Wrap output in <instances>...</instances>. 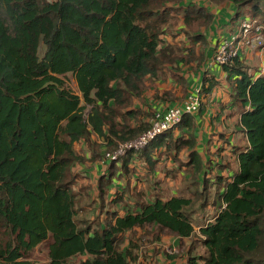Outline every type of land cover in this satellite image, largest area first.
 Wrapping results in <instances>:
<instances>
[{
    "label": "trees",
    "instance_id": "1",
    "mask_svg": "<svg viewBox=\"0 0 264 264\" xmlns=\"http://www.w3.org/2000/svg\"><path fill=\"white\" fill-rule=\"evenodd\" d=\"M197 1L0 0V264H136L137 230L142 236L153 235L154 241L164 235L180 242L190 239L188 264H264V71L253 58L242 57V52L255 50L264 60V43L245 46L226 65L216 64L234 109L240 111L245 144H234L223 132L218 157L224 161L213 164L199 157L192 115L202 114L205 108L200 107L146 148L129 151L108 165L95 188L98 210L104 213L106 199L117 210L106 211L104 219L96 216V227L78 219L82 207L75 171L81 158L76 144L96 135L113 146L112 137L128 141L149 129L145 118L154 112L134 106L148 107L150 82L163 75L166 66L176 65L181 71L195 56L191 47L189 56L180 58L182 50L166 43L172 10L182 14L185 44L208 43L206 35L216 15ZM229 1L236 9L234 16L227 15H232L230 22L250 8L249 19L263 27V38L264 0ZM205 56L206 50L203 62H195L194 70L202 76L187 94L188 98L200 86L202 102L222 86L218 76L202 68ZM179 70L170 73L178 76L184 94L191 71L180 75ZM68 75L74 77L78 93L69 88ZM174 89L154 97L174 103L179 99ZM177 132L183 136L177 137ZM229 148L237 168L221 156ZM159 150L166 161L179 162L175 170L189 176L192 170L194 179L199 177L192 184L201 185L193 192L201 201L199 207L193 198L161 195L126 205L125 188L116 197L108 196L114 182L142 168L137 160L155 174L154 155ZM98 160L95 153L94 161ZM210 187L214 197L208 194ZM204 209L213 211L209 219L200 218ZM48 241V260L34 263L30 254Z\"/></svg>",
    "mask_w": 264,
    "mask_h": 264
},
{
    "label": "rangeland",
    "instance_id": "2",
    "mask_svg": "<svg viewBox=\"0 0 264 264\" xmlns=\"http://www.w3.org/2000/svg\"><path fill=\"white\" fill-rule=\"evenodd\" d=\"M49 1H52V0H49ZM192 1L193 0H187L186 4H189ZM225 1L228 3L216 5L212 1H211L212 3H210L209 1L207 2V0H198L197 3L202 6L203 5L208 6L211 9V12L215 13L216 15L215 18L216 20H218L219 17H221L222 19L228 17L227 15L229 14V12H232L233 16H234V12H236V9L233 6V3H230L229 0H225ZM222 11L223 12L226 11L227 12L226 15L222 16L223 14H225ZM237 11L239 10L237 9ZM241 14L242 15L238 19H234L232 22H229L227 24L228 26L227 30H230L236 25H238L242 21V19L253 18L252 17L253 14L250 8H243L241 11ZM172 15L174 17L169 19V22L167 26L165 27L167 28L166 35L164 36L166 43L170 44L171 48L174 50H176V48H180L182 50V52L179 53L180 58H185L184 56L188 57L190 54L189 51L191 47L195 49V56L193 58V61L191 62L192 65L190 66L189 64H187V65L182 66L181 71L179 70V67L176 68V65L166 66L165 69L163 70L164 74L163 75L160 74L158 79H155L153 82H150V87L155 88V87L165 86L166 88H170V87L175 86L178 90L184 91V87L181 85L182 83L177 82L178 76L170 73V70H173L174 72L179 70L180 75L186 71L187 72L191 71V73H189V77L196 78L197 76H199L201 72L200 70L199 71L194 70L195 62H199V64L203 62V51L209 49L210 45L208 46L207 44L206 45H203V44L194 45L192 42H189V41L185 44L184 39H183L184 33L182 31V27H183L182 14L180 11L172 10ZM257 18L260 21H262L260 17H257ZM217 24H221V21L217 22ZM180 42H183V43H180ZM209 51H212V49H209ZM257 60L261 62V65H259L258 68L264 67V60L261 61L260 55L257 56ZM208 62L211 63V60ZM205 63H206V59H205L204 64ZM212 66H216V65H212ZM202 68L204 69V65L202 66ZM66 81H67L69 88L73 92L78 93V88H77V84H76L74 77L72 75H68V77L66 78ZM196 83H199V81H196ZM172 84L174 86H172ZM223 86H227V85L222 84V87L219 86L218 93H220V91L224 92L222 91L224 88ZM146 95L149 96V98L146 97V99H148L147 101L148 107L151 110H153V112L157 111V109H153L149 105V103L151 102L150 99L153 98V95H149V94H146ZM221 98L222 97L221 96L219 97L218 95L216 97V100L219 101ZM227 98L228 97L225 96L224 101H226ZM175 101L179 102V100H175ZM211 105L212 104L210 103L208 104L209 111L210 110L214 111V109H219L218 107H220V103L218 102L213 103L214 105L213 107ZM136 106L138 105L136 104ZM136 106H134V108H137ZM143 108L146 109L145 106H142L140 110L144 112L145 110ZM90 113H91V108L89 107L85 112V117L86 118L89 117ZM239 130H240L239 128H236L232 134H229V139L233 141L234 144L237 143L236 137L239 134V132H237ZM181 135L183 136V134ZM112 139L114 140V144L113 146H110L108 142L98 138L96 135H93L91 136L90 142H82L78 144L77 146V152H78V156L81 158V162H79L78 167L75 172L79 176V179H78L79 182L77 186V192L80 193L79 208L82 207V210L80 211L78 219H81V220L87 219L90 222H94L92 227L97 226L95 225L96 221L98 220V218L96 220V216L99 217L100 219H104V217H106L105 215L106 211L117 210L116 207H112L108 205L110 200L106 199L105 203L107 204V207H105L104 213L100 214V211L98 210L99 204H98V199H97V192L95 191L99 177L107 174L108 165H110V164H107L104 166L102 164V162L107 161L106 155L108 153L115 152L119 144L125 142V141L117 140L113 137ZM217 139L218 138H215V140ZM204 140L207 146V137H205ZM216 146H217V143L216 142L213 143V147L215 148ZM228 151H232V148H229ZM95 153H97L100 156V160L94 161ZM158 154L159 155L157 156V159H156V161H158V165L156 166V172L154 175H148V170H146L143 167V163L140 162V160H137V163H139L142 166V168L139 167L140 170L136 173V175L130 176L129 174L125 173L122 177V180L114 182L115 185L108 193V196L116 197L117 192L118 191L121 192L125 188L126 193H127V197L125 199L127 200V202L125 203L126 205H130L134 203L135 201H139V202L150 201L155 197V195H161L164 198H169V197H172L173 195L175 196L178 195V196H183L187 198H193L199 207L201 204V201H196V199L193 197V192L198 187H201V185L192 186L194 181L196 180L200 181L199 177L194 179V174L192 170L187 172V174H190L192 176L184 175L183 174L184 172L182 171L183 172L182 173L181 170H177V169L171 170L169 164H170V161L172 160L166 161L164 155H160V152H158ZM186 155L187 153H183L181 156H186ZM226 158H227V162H230L233 168H237V162L234 157H230V154L227 153ZM173 164L177 166L179 165V162L173 163ZM165 172L166 173L168 172V173L166 174V177L163 178L162 176ZM180 172L183 174L182 178L180 177ZM158 174H160V176H158ZM81 176H84V177H81ZM208 194L210 195V197L215 196V191L213 187L209 188ZM212 214H213V211H208L205 213V209H204L200 213V218H203V216H205L206 219H209ZM134 233L135 234L133 235L135 236V240L140 244L139 259L136 262V264H183L186 258V252L188 249L187 244H189L190 239L181 240L180 242L178 238H175L171 235H164L161 237L160 241H154L153 235H152L153 237L149 236V234L142 236L141 235L142 232L140 230ZM129 237H130V234H126V239L124 241L126 244H127V240L129 239ZM49 242L50 241L40 245L30 254V259L34 263H43L48 260ZM80 259H84V257ZM77 261H79V259Z\"/></svg>",
    "mask_w": 264,
    "mask_h": 264
},
{
    "label": "crops",
    "instance_id": "3",
    "mask_svg": "<svg viewBox=\"0 0 264 264\" xmlns=\"http://www.w3.org/2000/svg\"><path fill=\"white\" fill-rule=\"evenodd\" d=\"M231 17L228 16V17L223 18V19L219 18L218 20H216V18H215L213 26L211 27V29L209 30V32L206 35L207 36V41H208L207 44L210 45L209 49L213 50L214 47L223 38L229 37L231 35V33L236 29V27H235L232 31H230L231 29L227 30V27H228L227 24L230 22ZM216 21L217 22L221 21V24H217ZM209 49L206 50V56H205L206 57V63L204 65V68L206 67L205 68L206 70L205 69L204 70L205 71H210L212 75L218 76V78L222 80V84H226V82L224 81V77H222L223 73H221L220 69H217V66H210V62H208V60L210 58H212V51H209ZM258 55H260L261 61H262L263 57H262L261 52H259V51L257 52L255 50H252V51H247V52L244 51V52H242V57L243 58L249 59V60L251 58H253L254 61L259 66V65H261V62L257 60V56ZM261 70L264 71V67ZM201 76H202V73H200L199 76H197L196 78H187L188 83H189L188 90L191 88V86L199 78L201 79ZM223 87L224 88H223L222 91H224V92L220 91V93H218V91H216L211 97H209V98L204 97L201 107H204L205 109H204L202 114L198 113L197 115H192V116L195 117V123H196L195 135L197 136V141H198L195 150H196L197 154L200 155L199 157H202L204 160L212 159L213 161H211V162L213 164H215L216 162H221L222 163L224 161L223 157L222 158L218 157L219 148L221 146L219 135L221 133L225 132L227 134V137L229 138V134H232L233 131L236 128H239L240 111L235 110L234 106L232 105V100H231V97H230V94H229V88L226 87V86H223ZM170 88H166L164 86V87H155V88L149 89L150 92L148 90L146 92V94L153 95V98L150 99L151 102L149 103V105L153 109H157V110H162V109H165L166 107H169V106L183 105L184 102L187 99L188 90H187L186 93L183 94L177 88L174 89V92H175L176 96L179 98L178 99L179 102L175 101L174 103H172V102L164 103L162 100H156L155 99V97H154L155 93L160 95V97H161L164 94L165 90H167V89L169 90ZM218 95H219V97L220 96L222 97L219 101L216 100V97ZM225 96L228 97L226 99V101H224V97ZM146 97L149 98L148 95H146ZM214 99H215V101H214ZM146 101H148V99H146ZM217 102L220 103V107H218L219 109H214V111H211V110L209 111L208 110V104L209 103L212 104L211 106L213 107L214 106L213 103H217ZM223 102H224V104H223ZM228 104H230V105H228ZM227 106H228V108H227ZM136 107L137 108H139V107L141 108L142 105L136 106ZM144 110L146 112H150V108L148 109L146 107V109H144ZM236 113L238 114V116H237ZM151 118H152V115H151ZM151 118L150 117L148 119L145 118V120L149 121V123H150L151 122ZM237 132H239V134L236 137L237 142H242L243 144H245L246 141L243 138L240 130L237 131ZM181 134H182V132H177L176 136L177 137H181L182 136ZM205 137H207V146H206L205 140H204ZM215 138H218V139L215 140ZM215 142L217 143V146L214 148L213 147V143H215ZM77 146H78V144H76V150H77ZM158 152H160V150ZM227 153L230 154V157H234L233 154H231V152L228 151V150H226V152H224L223 154L221 153V156H227ZM158 155L159 154L156 153L154 155V158L157 159ZM182 159H185V158L182 157ZM110 163L111 162H109V161L102 162V164L104 166L107 165V164H110ZM169 166H170L171 170H175V166L176 165L173 164V161H170ZM185 169H187V168H185ZM167 173L165 172L162 177L165 178ZM148 175H154V174H149L148 173ZM182 175L183 174L180 172V177L181 178H182ZM158 176H160V174H158ZM172 197H176V196L173 195ZM172 197H169V198H166V199H170ZM138 254H139V252H138ZM186 257H187V255H186ZM185 263L188 264V260L186 258H185L183 264H185Z\"/></svg>",
    "mask_w": 264,
    "mask_h": 264
},
{
    "label": "built area",
    "instance_id": "4",
    "mask_svg": "<svg viewBox=\"0 0 264 264\" xmlns=\"http://www.w3.org/2000/svg\"><path fill=\"white\" fill-rule=\"evenodd\" d=\"M262 29L263 27L258 24L257 20L243 19L234 33L218 43L210 66L228 64L239 55L245 46L253 48L263 46L264 40L260 35ZM194 89V93L186 99L183 105L169 106L155 111L149 129L135 139L120 143L115 152L106 155V160L109 162L117 161L129 151H141L151 141L181 124L185 115L193 114L198 108L200 109L202 105L201 87Z\"/></svg>",
    "mask_w": 264,
    "mask_h": 264
}]
</instances>
